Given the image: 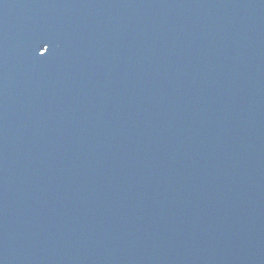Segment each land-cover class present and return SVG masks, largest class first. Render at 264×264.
I'll return each mask as SVG.
<instances>
[{
	"label": "water",
	"instance_id": "95a60500",
	"mask_svg": "<svg viewBox=\"0 0 264 264\" xmlns=\"http://www.w3.org/2000/svg\"><path fill=\"white\" fill-rule=\"evenodd\" d=\"M0 264H264V0H0Z\"/></svg>",
	"mask_w": 264,
	"mask_h": 264
}]
</instances>
